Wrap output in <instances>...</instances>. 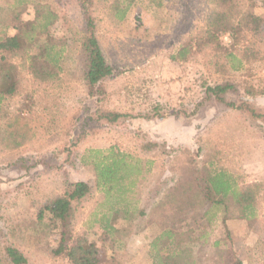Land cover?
Here are the masks:
<instances>
[{"label": "rangeland", "instance_id": "374dc122", "mask_svg": "<svg viewBox=\"0 0 264 264\" xmlns=\"http://www.w3.org/2000/svg\"><path fill=\"white\" fill-rule=\"evenodd\" d=\"M18 1L0 0V7ZM21 1L27 5L24 19H32L40 4L58 14L50 34L66 39L67 50L59 78L45 84L28 73L24 54L8 56L20 72L21 87L5 101L9 118L0 122V264H6V245L22 251L29 264H67L42 250L47 241L55 247V237L36 239L35 219L41 204L78 181L91 185L92 191L75 204L71 226L75 234L86 232L96 244L101 264L110 258L123 264H154L149 251L159 228L148 218L156 215L155 206L171 189L189 186L190 171L203 166L211 172L226 171L240 184H261L253 229L236 213L227 225L228 245L242 264H264V122L207 100L204 94L206 86L228 80L237 90L226 95L228 100L242 99L264 114V0L242 2V16L263 19L253 38L262 54L236 72L219 71L213 64L219 53L210 48L193 50L184 61L172 58L205 30L212 0H94L96 35L105 59L115 68L104 80L106 107L132 116L116 124L90 119L96 103L82 81L78 40L84 21L77 1ZM218 43L225 51L235 49L228 34H220ZM245 85L253 86L257 95L247 96ZM150 143L155 146L146 148ZM109 148L131 156L141 170L128 206L96 189L94 172L82 162L89 151ZM114 209L119 211L113 217ZM102 217H109L116 230L105 228L99 222ZM205 222L201 216L186 221L184 229L193 230L192 242L184 244L191 253L189 264H225L223 246L214 245L225 231L215 217L210 226Z\"/></svg>", "mask_w": 264, "mask_h": 264}, {"label": "trees", "instance_id": "16d2710c", "mask_svg": "<svg viewBox=\"0 0 264 264\" xmlns=\"http://www.w3.org/2000/svg\"><path fill=\"white\" fill-rule=\"evenodd\" d=\"M83 16L84 27L78 40L82 55V81L86 94L94 99L96 108L92 121L116 124L131 115L121 114L106 107L108 93L104 80L112 77L115 68L105 59L96 32L97 22L93 16L94 0H76ZM243 0H212L213 10L206 20L205 30L197 37L187 42L176 51L174 60L184 61L191 51L210 48L216 54L213 64L219 71L236 72L246 70L247 66L261 58L262 51L253 38L257 37L263 24V19L255 14L242 16ZM27 5L23 1L9 8L0 7V122L9 118V111L4 103L7 99L19 94L21 75L15 64L10 62L11 54H24L27 71L40 84L56 81L63 71V61L67 50V40L56 38L50 34V28L59 19L58 14L49 5L35 6L32 19H24ZM120 17V19H122ZM11 33V34H10ZM220 34H228L233 41L234 51H225L218 43ZM261 42L264 43L262 40ZM241 46V48H240ZM230 81H223L214 86H206L205 99L229 109L246 112L254 119L264 122V114L249 102L230 101L227 94L236 92ZM247 96L257 95L253 86H243ZM262 91H260L261 93ZM32 102H30L29 106ZM88 119V120H90ZM86 125V124H85ZM72 143H75L73 138ZM155 144L150 143L146 148ZM188 155V151L185 150ZM83 164H89L94 172V186L105 193L112 194L117 201H124L133 194L136 176L141 173L138 164L132 162L131 156L120 153L114 148L105 151H89L87 158L82 157ZM189 186L180 185L170 190L169 195L155 206L156 215L148 221L156 222L158 231L151 242L149 254L154 264H189L191 253L184 246L192 242L193 230L188 226V218L201 216L206 226H210L213 217L218 220L225 231L222 239L215 241V246H223L225 264H242L228 245L230 235L227 222L236 213L247 227L257 220L256 199L260 193L261 184H240L226 171L211 172L205 166L193 169ZM186 185V186H185ZM91 185L78 181L70 186L63 195L46 200L41 204L35 219L39 240L54 236L56 246L49 241L44 242L42 250L55 259H63L67 264H101L99 249L89 240L88 234H75L71 226V215L76 203L85 199L91 193ZM173 191V192H172ZM126 196V197H125ZM118 204V203H117ZM125 206V207H127ZM116 216L119 209L113 210ZM201 211V214L199 212ZM125 214L128 212L124 208ZM166 212V213H165ZM211 213V214H210ZM211 215V217H208ZM115 231L110 225L109 217L99 221ZM111 226V227H110ZM206 234L201 238H205ZM192 239V240H191ZM6 264H29L25 254L12 245L3 247V260ZM105 264H123L116 258H110Z\"/></svg>", "mask_w": 264, "mask_h": 264}, {"label": "crops", "instance_id": "0c3cea01", "mask_svg": "<svg viewBox=\"0 0 264 264\" xmlns=\"http://www.w3.org/2000/svg\"><path fill=\"white\" fill-rule=\"evenodd\" d=\"M113 227V226H112ZM115 228V227H114ZM115 230H116V228H115ZM147 236V233L145 232V233H143L142 235H141V237H143V238H141V239H143L144 240V238ZM146 243V242H145ZM146 254V252L144 253V255Z\"/></svg>", "mask_w": 264, "mask_h": 264}]
</instances>
